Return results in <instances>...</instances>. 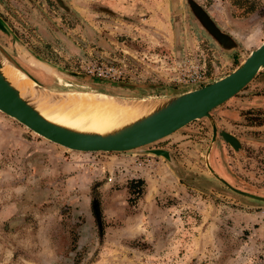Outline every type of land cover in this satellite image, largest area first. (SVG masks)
I'll return each mask as SVG.
<instances>
[{
    "label": "rangeland",
    "instance_id": "1",
    "mask_svg": "<svg viewBox=\"0 0 264 264\" xmlns=\"http://www.w3.org/2000/svg\"><path fill=\"white\" fill-rule=\"evenodd\" d=\"M247 1L251 12L231 0H0V50L53 66L50 86L29 70L41 103L79 117L75 91L149 99L188 89L172 77L190 66L204 63L209 81L230 72L264 40V0ZM209 114L237 149L219 135L208 147L200 118L131 152H75L0 112V264H264V201L205 165L207 151L216 175L264 196V68Z\"/></svg>",
    "mask_w": 264,
    "mask_h": 264
},
{
    "label": "water",
    "instance_id": "2",
    "mask_svg": "<svg viewBox=\"0 0 264 264\" xmlns=\"http://www.w3.org/2000/svg\"><path fill=\"white\" fill-rule=\"evenodd\" d=\"M3 62L13 64L0 50V112L52 144L84 153L131 152L170 135L193 120L206 118L211 128L209 147L216 135L215 124L209 111L242 92L243 87L253 76L264 68V40L249 50L243 60L227 74L193 89H185L179 93L162 97H151L150 100H155L156 105L149 113L105 133L76 131L45 120L33 107L30 95L26 93L20 96L17 88L11 85L2 74ZM39 62L33 65L43 67L50 73L57 72L53 66ZM112 82L121 87L134 88L136 86L120 81ZM37 86L38 88L43 87L40 84ZM218 135L233 149L238 148L236 139L230 133L219 131ZM146 151L149 154L161 155L169 161L166 151L158 149ZM206 155L207 151L205 165L208 171L228 189L239 195L264 201V196L237 189L216 175L207 165Z\"/></svg>",
    "mask_w": 264,
    "mask_h": 264
},
{
    "label": "bare ground",
    "instance_id": "3",
    "mask_svg": "<svg viewBox=\"0 0 264 264\" xmlns=\"http://www.w3.org/2000/svg\"><path fill=\"white\" fill-rule=\"evenodd\" d=\"M1 72L9 83L17 88L20 96L26 93L30 95L33 107L45 120L76 131L105 133L149 113L156 105V101L150 98L129 99L106 92L75 91L70 100L77 109L82 111L83 116L70 114L66 116V114L63 115L57 110L48 108L46 104H43L44 102L41 103L45 99L42 90L35 84L20 83L17 79V72L13 70L9 62H3ZM75 112L77 114L79 110Z\"/></svg>",
    "mask_w": 264,
    "mask_h": 264
},
{
    "label": "built area",
    "instance_id": "4",
    "mask_svg": "<svg viewBox=\"0 0 264 264\" xmlns=\"http://www.w3.org/2000/svg\"><path fill=\"white\" fill-rule=\"evenodd\" d=\"M88 66L86 65V69ZM92 69H87V72H91ZM94 71L97 75H104L111 78H118L120 72L111 66L100 69V66L95 67ZM209 75L206 73L204 63L199 66H190L184 72L176 73L172 80L179 86L190 88L199 87L209 82ZM111 178L108 177L109 181Z\"/></svg>",
    "mask_w": 264,
    "mask_h": 264
},
{
    "label": "crops",
    "instance_id": "5",
    "mask_svg": "<svg viewBox=\"0 0 264 264\" xmlns=\"http://www.w3.org/2000/svg\"><path fill=\"white\" fill-rule=\"evenodd\" d=\"M25 67H24V69L23 68H21V69H23L37 84H40V85H42L40 82H38L34 77H32L31 75H30V73H29V70L30 69H33V70H36V71H38L41 75H43V76H45L47 79H49L50 80V84H47L46 86H50V85H52L53 84V80H52V77H51V74H50V72L48 71V70H46L45 68H43V67H39V66H35V65H24ZM19 67V66H18ZM219 78V77H218ZM215 79H217V78H215ZM215 79H211L209 82H211V81H213V80H215ZM44 85V84H43ZM190 89H193V88H190Z\"/></svg>",
    "mask_w": 264,
    "mask_h": 264
},
{
    "label": "trees",
    "instance_id": "6",
    "mask_svg": "<svg viewBox=\"0 0 264 264\" xmlns=\"http://www.w3.org/2000/svg\"><path fill=\"white\" fill-rule=\"evenodd\" d=\"M231 3L237 7H243L244 4H248L247 8H248V12L253 11V6H251V3L247 0H231ZM43 85V84H42ZM137 183H140V180H133L131 181V184H133V186ZM93 210H95L93 208ZM94 212V211H93ZM94 218H95V223L98 226V228H100V222H99V218L98 216L94 213Z\"/></svg>",
    "mask_w": 264,
    "mask_h": 264
},
{
    "label": "flooded vegetation",
    "instance_id": "7",
    "mask_svg": "<svg viewBox=\"0 0 264 264\" xmlns=\"http://www.w3.org/2000/svg\"><path fill=\"white\" fill-rule=\"evenodd\" d=\"M13 62H14V61H13ZM15 63H16V62H15ZM16 64H17L19 67L23 68V69H24V67H25L22 63H16ZM258 73H259V71L255 74V76H256ZM255 76H253L252 79H254ZM252 79H251V80H252ZM215 129H216V135H215V139H214V141L216 140L217 135H218L217 127H215ZM233 137L236 139L238 145L240 146L239 138H238L237 136H234V135H233ZM224 180H225V179H224Z\"/></svg>",
    "mask_w": 264,
    "mask_h": 264
}]
</instances>
